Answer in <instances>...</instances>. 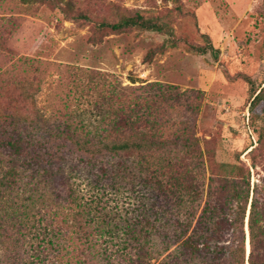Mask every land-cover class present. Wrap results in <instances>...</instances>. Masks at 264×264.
<instances>
[{
	"label": "trees",
	"instance_id": "1",
	"mask_svg": "<svg viewBox=\"0 0 264 264\" xmlns=\"http://www.w3.org/2000/svg\"><path fill=\"white\" fill-rule=\"evenodd\" d=\"M18 1L53 6L65 18L92 23L99 32L155 33L164 37L163 45L175 46L166 22L139 13L96 22L80 12L69 14L70 0ZM189 49L217 58L209 43ZM46 64L38 56H24L12 65L13 71L20 66L35 89L31 98H24L31 104L49 73ZM136 82L131 78V86H122L105 80L107 93L99 94L94 122L80 119L65 105L52 123L38 112L25 119L36 136L22 135L21 121L13 123L19 126L14 138L0 141L15 153L0 156L5 165L0 178V264H264V82L249 81V129L256 136L244 150L249 166L240 158L243 152L218 161L220 144L215 150L213 141L200 140L180 123L177 114L185 106L176 88L133 86ZM116 158L153 168V182H144H152V197L137 192L131 212H105L113 216L96 221L91 213L99 202L78 196L74 173L86 169L94 177L88 185L107 193L99 183L110 176L114 165L109 160ZM256 168L262 175L252 182ZM127 179L122 176V187ZM115 186L110 191L117 193ZM35 215L41 225L37 229L26 223Z\"/></svg>",
	"mask_w": 264,
	"mask_h": 264
},
{
	"label": "rangeland",
	"instance_id": "2",
	"mask_svg": "<svg viewBox=\"0 0 264 264\" xmlns=\"http://www.w3.org/2000/svg\"><path fill=\"white\" fill-rule=\"evenodd\" d=\"M70 1L73 11L69 14L80 12L96 22H116L135 13L166 22L173 30L175 46L163 45L164 37L155 33L99 32L92 23L65 18L53 6L0 0V141L14 138L19 126L13 123L18 121L22 135L30 132L36 136L25 119L38 112L52 123L59 120L57 111H64L65 105L80 119L94 122L98 120L94 109L101 102L99 94L107 93L105 85L131 86L132 78L137 81L133 86L159 83L176 88L183 94L185 106L177 114L180 123L200 140L213 141L215 150L219 143L218 161L243 152L241 160L250 165L244 150L256 136L249 129V81L264 82V0ZM41 31L45 38L41 39ZM206 43L217 51L216 59L210 53L201 55L189 49ZM148 53L149 60L145 59ZM24 56H38L49 63L45 65L49 73L36 89L33 104L24 100L35 92L29 87V77L20 72V66L19 71L12 70L15 61ZM191 107L198 109L189 111ZM2 154L14 157L15 153L0 144ZM109 163L114 165L112 173L99 183L107 193L88 185L94 177L86 169L80 167L74 173L78 174L74 179L78 196L99 202L91 213L99 218L96 221L113 216L105 212H131L137 192L152 197L153 168L130 158L110 159ZM3 166L0 163V178ZM259 175V168L253 169L251 181L258 182ZM122 176L128 178L123 187ZM148 179L152 182L144 185ZM112 183L117 193L110 191ZM38 218L35 215L26 223L39 228ZM152 264H157L156 260Z\"/></svg>",
	"mask_w": 264,
	"mask_h": 264
}]
</instances>
